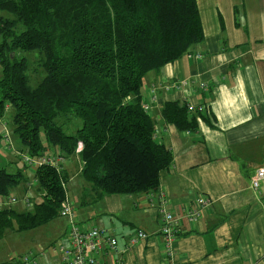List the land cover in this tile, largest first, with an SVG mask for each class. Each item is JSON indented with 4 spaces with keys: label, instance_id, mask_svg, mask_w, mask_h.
Returning <instances> with one entry per match:
<instances>
[{
    "label": "trees",
    "instance_id": "obj_1",
    "mask_svg": "<svg viewBox=\"0 0 264 264\" xmlns=\"http://www.w3.org/2000/svg\"><path fill=\"white\" fill-rule=\"evenodd\" d=\"M0 10L12 15H0V118L7 106L13 108L11 132L23 147L13 156L24 163L15 172L0 165V197H15L11 191L22 184L25 195L32 192L31 207L0 208V239L7 230L22 232L66 219L62 205L71 201L64 161L72 155L79 160L77 173L99 200L157 191L173 155L155 139L142 88L146 75L190 55L204 39L197 1L0 0ZM33 51L40 53L44 72L34 88L28 59L18 57ZM160 113L178 130H195L202 112L166 101ZM72 117L81 126L67 133ZM6 135L0 137L10 143ZM42 155H52L57 165L32 169L24 161ZM14 163L15 158L8 159L7 164Z\"/></svg>",
    "mask_w": 264,
    "mask_h": 264
},
{
    "label": "crops",
    "instance_id": "obj_2",
    "mask_svg": "<svg viewBox=\"0 0 264 264\" xmlns=\"http://www.w3.org/2000/svg\"><path fill=\"white\" fill-rule=\"evenodd\" d=\"M196 1L204 39L190 55L151 75L156 100L149 87L142 94L156 124L155 139L173 155L159 185L178 228L172 257L164 251L157 200L150 206L147 192L109 194L94 216L98 225H91L118 235L116 250L99 255L107 264H264V180L257 190L250 185L264 165V0ZM166 101L202 106L196 129L166 123L160 113ZM200 197L207 203L189 222L183 212ZM126 209L137 214L122 216ZM91 218L75 216L88 227ZM154 218L156 226L150 224ZM133 228L148 235L129 246ZM58 258L56 250L39 264Z\"/></svg>",
    "mask_w": 264,
    "mask_h": 264
},
{
    "label": "rangeland",
    "instance_id": "obj_3",
    "mask_svg": "<svg viewBox=\"0 0 264 264\" xmlns=\"http://www.w3.org/2000/svg\"><path fill=\"white\" fill-rule=\"evenodd\" d=\"M0 15L5 17H12V15L6 11L0 10ZM1 40V36H0ZM18 57H26L29 61L27 76L29 79V85L34 88L39 83L41 78L44 75L42 67L39 65L40 53L37 51L33 52H18ZM1 74V68H0ZM153 74V73H150ZM151 75H146L144 79V84L142 92L145 93L149 87V79ZM13 114V108L7 106V110L4 113L3 117L0 118V134L6 132L10 137L11 142L7 143L5 137H0V165L5 166L9 172H15L17 167L23 168V160L19 155L17 157L13 154H17L15 149L23 150L22 145L19 143V140L11 132V118ZM150 115L151 111L149 112ZM60 122V121H59ZM81 126V120L79 118L72 117L71 121L65 126L64 129L67 133H73L77 127ZM15 158L16 163L7 164L8 159ZM64 166L69 171V180L67 183V191L70 198V201L74 208V214L77 219H82L85 214L91 215L92 218L87 222L91 225H98L96 216L101 209V199H97L94 191L91 190V187L88 183L82 180L81 176L77 173L80 168L79 160L76 155L69 156L65 158ZM29 174V172H27ZM36 187V186H35ZM33 187V190L35 189ZM85 191V194H82L81 191ZM12 195H15L17 201L13 203V207L16 210H21L26 207L23 199L25 197L24 185H20L17 188L11 191ZM84 195L85 203L81 204V197ZM25 209V208H24ZM158 211V210H157ZM137 213L132 210H124L122 216L130 217L136 215ZM150 223L151 225L156 226L158 223L157 220ZM80 222V221H79ZM83 223L84 225H81ZM135 223V222H133ZM80 227L85 226L86 222L78 223ZM68 225L67 232L69 231L68 221L64 218H56L49 224L37 227L35 229L15 232L12 230H7L4 236L0 239V264H8L11 260H18L23 254L31 253V255L36 257L38 263L42 262V259L45 255H54V248L58 251L59 244L65 239V233H63L64 226ZM138 227H141L140 224L135 223ZM136 227V226H135ZM134 229V228H133ZM152 229V226L149 230ZM133 230L130 232L132 233ZM129 233V234H130ZM115 236L118 238V235L115 233ZM67 238V237H66ZM129 254V253H128ZM124 258H128L124 256Z\"/></svg>",
    "mask_w": 264,
    "mask_h": 264
},
{
    "label": "built area",
    "instance_id": "obj_4",
    "mask_svg": "<svg viewBox=\"0 0 264 264\" xmlns=\"http://www.w3.org/2000/svg\"><path fill=\"white\" fill-rule=\"evenodd\" d=\"M199 56V54H197ZM204 87V84H200ZM156 85L151 84L149 86L148 93L151 94L152 100H156ZM145 111L150 108L149 104L145 101L142 104ZM187 108L190 112H201L202 106H197L192 103H187ZM7 141L8 136L6 135ZM81 144L79 143V146ZM80 148H78L79 150ZM24 161L34 169L37 165L49 163L57 165L58 159L52 157V155H42L39 157H24ZM264 180V165L259 166L254 175L250 179V185L253 189L257 190L260 182ZM32 192H28L23 201L27 207H31L28 197ZM157 200V210L161 219L160 234L164 242V251L166 258L169 259L173 254V241L178 233L174 216L169 211L166 202L167 197L165 192L160 188L157 191L148 192V202L150 206L154 205V200ZM17 201L16 197L10 196L8 198L0 197V208L9 206ZM207 200L200 197L196 200V207L184 209L183 216L189 221L194 222L200 216L203 207L206 205ZM61 215L66 217L69 224L68 238L63 241L62 245L59 246V259L55 264H107L99 259V255L103 252L115 251L118 245V238L115 234L109 231L108 228L91 226V227H80L75 219V214L71 202L67 200L62 205ZM146 231L142 229H134L130 234L128 245L135 243L138 240H144L147 237ZM21 261V262H18ZM8 264H39L35 258L31 255H24L18 260H11ZM168 264H172L170 261Z\"/></svg>",
    "mask_w": 264,
    "mask_h": 264
}]
</instances>
